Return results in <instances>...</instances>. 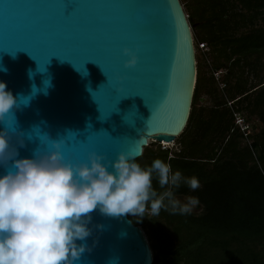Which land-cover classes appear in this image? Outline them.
Wrapping results in <instances>:
<instances>
[{"label":"water","instance_id":"95a60500","mask_svg":"<svg viewBox=\"0 0 264 264\" xmlns=\"http://www.w3.org/2000/svg\"><path fill=\"white\" fill-rule=\"evenodd\" d=\"M124 48L135 53L134 66H125ZM0 81L17 98L0 122L16 158L62 139L73 163L92 152L113 161L134 151L138 160L150 140L173 144L188 125L197 81L192 26L181 0H0ZM90 215V251L76 264H153L128 215Z\"/></svg>","mask_w":264,"mask_h":264},{"label":"trees","instance_id":"16d2710c","mask_svg":"<svg viewBox=\"0 0 264 264\" xmlns=\"http://www.w3.org/2000/svg\"><path fill=\"white\" fill-rule=\"evenodd\" d=\"M181 3L197 50L208 47L196 56L190 119L177 150L147 147L137 162L161 159L195 177L197 189L182 185L176 194L197 198L200 213L128 217L143 230L153 264H264V0ZM221 71L218 82L214 73ZM205 96L212 105H202ZM236 116L257 122L256 131L245 137Z\"/></svg>","mask_w":264,"mask_h":264},{"label":"clouds","instance_id":"9594fccd","mask_svg":"<svg viewBox=\"0 0 264 264\" xmlns=\"http://www.w3.org/2000/svg\"><path fill=\"white\" fill-rule=\"evenodd\" d=\"M123 53L130 57L125 66H134L135 53L128 48ZM14 106L17 98L0 81V122ZM49 140L51 150L16 158L7 128L0 130V166L8 169L0 174V264H76L90 251L83 241L91 235L90 214L97 209L138 221L161 210L186 215L199 203L176 194L182 185L197 189L198 180L161 159L141 166L134 151L120 152L113 161L92 152L87 162L73 163L61 152L62 139Z\"/></svg>","mask_w":264,"mask_h":264},{"label":"rangeland","instance_id":"374dc122","mask_svg":"<svg viewBox=\"0 0 264 264\" xmlns=\"http://www.w3.org/2000/svg\"><path fill=\"white\" fill-rule=\"evenodd\" d=\"M182 1V0H181ZM183 5V8H184V10H185V4H182ZM185 13H186V10H185ZM187 15V14H186ZM188 16V15H187ZM194 43H196L195 42V40H194ZM195 48H196V44H195ZM199 52H201L202 54H204L202 51H198L197 50V48H196V56H197V53H199ZM201 55V54H200ZM205 58H206V62L208 63L209 61H210V57H209V55H207L206 54V56H205ZM222 72V75H221V77L223 76V74L225 73V71H221ZM221 79V78H220ZM220 86V85H219ZM213 104V101H212V99L210 98V97H207V96H205L204 98H203V100H202V105L203 106H210V105H212ZM259 125V124H258ZM248 126H250V128H249V131H250V133H253L254 131H256V129L255 128H257L256 126H257V122H250V123H248ZM252 126H254V127H252ZM260 128H261V126L258 128V130H260ZM257 130V131H258ZM246 143H247V145H249L250 143H251V140H246ZM158 147H161L162 149H170V150H172V151H175V150H177V145H176V141H175V143H173V144H167V145H164L163 143H157V142H150L149 143V145H148V148L149 149H152V150H156ZM182 201L183 200H185V199H181ZM191 212H193V213H200V211L199 210H197V208L196 207H193L192 208V211Z\"/></svg>","mask_w":264,"mask_h":264},{"label":"built area","instance_id":"2783aa9c","mask_svg":"<svg viewBox=\"0 0 264 264\" xmlns=\"http://www.w3.org/2000/svg\"><path fill=\"white\" fill-rule=\"evenodd\" d=\"M199 49L202 52L208 51V47L205 43L199 44ZM221 75H222V72L214 73V76L218 82L220 81ZM219 85H220V88H222V89L224 88V85H222V84H219ZM236 117H237L236 122H235L236 126H238L240 128L241 132L244 133V136L247 137V132L249 130L248 124L245 123V121L241 117H239V116H236Z\"/></svg>","mask_w":264,"mask_h":264},{"label":"bare ground","instance_id":"6f19581e","mask_svg":"<svg viewBox=\"0 0 264 264\" xmlns=\"http://www.w3.org/2000/svg\"><path fill=\"white\" fill-rule=\"evenodd\" d=\"M150 142H156V141H155V140H150L149 143H150ZM163 144H164V145H167V144H165V143H163Z\"/></svg>","mask_w":264,"mask_h":264}]
</instances>
